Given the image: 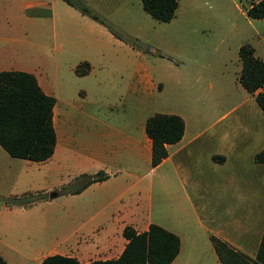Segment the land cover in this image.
I'll return each instance as SVG.
<instances>
[{"label":"crops","instance_id":"obj_1","mask_svg":"<svg viewBox=\"0 0 264 264\" xmlns=\"http://www.w3.org/2000/svg\"><path fill=\"white\" fill-rule=\"evenodd\" d=\"M54 1L0 0V58L13 41L22 42L11 36V29L22 32L30 21L36 26L45 24L46 18L52 21L55 90L50 95L56 98L57 143L51 158L34 161L51 163L52 183L38 185L43 172L37 166L29 168L28 162L18 180L26 174L35 184L33 190L54 188L62 197L50 222L48 216L0 201V256L8 264H40L53 254L84 263L113 259L128 242L126 226L143 232L156 223L180 237V251L171 264H222L212 236L256 259L264 235V163L255 160L264 149V111L256 101L257 92H248L250 100L237 120L220 128V119L213 121L206 129L215 127L214 131L206 137V129H196L181 116L183 137L167 144L168 156L153 166L146 122L149 116L166 112L148 111L150 98L161 88L149 59L139 46L119 39L67 2L69 7L57 11ZM17 11L20 17L13 28L3 20H13ZM107 59L112 68L101 71V61L108 64ZM81 64L89 67L84 75L76 70ZM115 72L130 76L124 86L108 84ZM92 75L96 84L81 87L89 89L78 103L70 101L67 88H75L77 77ZM72 125L77 135L70 131ZM0 147L4 158L6 150ZM102 170L107 179L80 193L61 192L77 177ZM17 223L27 235L14 236L11 242L9 229ZM40 227H49V233H39Z\"/></svg>","mask_w":264,"mask_h":264},{"label":"rangeland","instance_id":"obj_2","mask_svg":"<svg viewBox=\"0 0 264 264\" xmlns=\"http://www.w3.org/2000/svg\"><path fill=\"white\" fill-rule=\"evenodd\" d=\"M80 1L116 31L135 38L149 59L153 74L160 79L161 88L150 98L148 111L178 114L199 130H205L218 119L220 128L240 117L245 109L244 103L250 100V93L239 81V48L242 44H251L255 47V55L264 57V18L248 15L252 3L259 0H178L176 15L169 22L153 18L144 9L142 0ZM53 5L57 11L60 6L69 7L64 0H55ZM19 17L20 12L17 11L13 20L3 21L14 28L15 18L19 20ZM33 22H29L26 31L11 29V36L22 42L13 41L10 44L7 55L0 58V67L33 73L51 94L55 90L52 88L55 74L51 51L53 25L47 18L42 26H36ZM107 61L108 64L101 61V71H105L106 66L108 70L112 68V62ZM129 77L125 72H115L110 75L108 84L124 86ZM95 80V75L88 79L77 77L75 88H67L69 91L66 97L78 103L89 89L81 87L94 86ZM253 102L256 104L255 100ZM214 128L206 129L205 137ZM70 131L77 135L73 125ZM4 153L6 157L0 158V201H3V197L14 195L42 194L44 199L24 207L39 216H48L50 222L53 211L62 200L61 196L49 199L50 192L57 190H33L35 184L26 174L22 180L18 178L25 162H28L29 168L37 166L43 172V182L38 185H51V163L37 164L13 157L6 151ZM9 230L11 234H8V238L11 242L14 236L21 238L27 235L25 227L19 226V223ZM49 231V227H40L39 233L48 234ZM68 232L69 229L65 233Z\"/></svg>","mask_w":264,"mask_h":264},{"label":"trees","instance_id":"obj_3","mask_svg":"<svg viewBox=\"0 0 264 264\" xmlns=\"http://www.w3.org/2000/svg\"><path fill=\"white\" fill-rule=\"evenodd\" d=\"M85 15L104 24L116 37L138 47L137 40L116 31L112 25L96 14L80 0H64ZM144 9L155 19L171 21L179 6L178 0H142ZM248 15L264 18V0L252 3ZM241 71L240 83L250 93H256V101L264 111V59L255 55L251 44L239 48ZM88 65L84 62L83 65ZM82 64L77 73L88 72ZM56 98L44 91L37 77L22 70L0 71V145L13 157L43 162L52 157L57 143L53 122ZM185 131V121L178 114L155 113L148 117L146 132L152 141V164L157 166L167 156V144L181 140ZM216 158V157H215ZM255 160L264 163V149L255 155ZM106 172L83 174L61 189L64 194L80 193L86 186L107 179ZM42 194L14 195L3 197L9 206H30L44 199ZM128 242L117 258L94 260L88 263L76 257L53 254L46 256L40 264H171L180 251V237L152 223L148 230L138 232L133 226L123 230ZM212 242L222 264H264V235L256 259L235 250L227 242L212 236ZM0 264H7L0 256Z\"/></svg>","mask_w":264,"mask_h":264},{"label":"water","instance_id":"obj_4","mask_svg":"<svg viewBox=\"0 0 264 264\" xmlns=\"http://www.w3.org/2000/svg\"><path fill=\"white\" fill-rule=\"evenodd\" d=\"M148 49H149V47H148ZM59 195V192H57V191H52V192H50V194H49V199H54L55 197H57Z\"/></svg>","mask_w":264,"mask_h":264}]
</instances>
